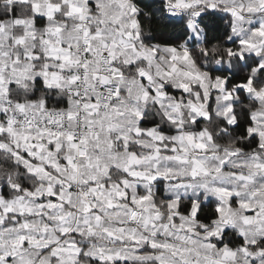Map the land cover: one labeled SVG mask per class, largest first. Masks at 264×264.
<instances>
[{
  "label": "snow or ice",
  "instance_id": "1",
  "mask_svg": "<svg viewBox=\"0 0 264 264\" xmlns=\"http://www.w3.org/2000/svg\"><path fill=\"white\" fill-rule=\"evenodd\" d=\"M0 264H264V0H0Z\"/></svg>",
  "mask_w": 264,
  "mask_h": 264
}]
</instances>
